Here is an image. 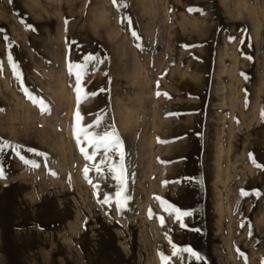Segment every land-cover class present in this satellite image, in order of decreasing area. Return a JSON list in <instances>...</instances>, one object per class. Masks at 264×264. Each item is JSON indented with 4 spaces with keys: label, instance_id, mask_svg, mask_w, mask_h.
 Here are the masks:
<instances>
[{
    "label": "rangeland",
    "instance_id": "rangeland-1",
    "mask_svg": "<svg viewBox=\"0 0 264 264\" xmlns=\"http://www.w3.org/2000/svg\"><path fill=\"white\" fill-rule=\"evenodd\" d=\"M262 113L264 0H0V264H264Z\"/></svg>",
    "mask_w": 264,
    "mask_h": 264
},
{
    "label": "snow or ice",
    "instance_id": "snow-or-ice-1",
    "mask_svg": "<svg viewBox=\"0 0 264 264\" xmlns=\"http://www.w3.org/2000/svg\"><path fill=\"white\" fill-rule=\"evenodd\" d=\"M117 0H113V4H116ZM191 11V9H190ZM133 36H136V33H132ZM95 58L93 56H89L87 60L84 63H74L69 64V73L75 75L76 78V92H77V99L78 103L80 102L81 96V89H82V82L87 74L88 71V64L92 62ZM13 71L15 73L16 65L12 64ZM19 79V77H18ZM88 94L85 92L84 96L86 97ZM160 95V93H158ZM262 116H264V113H262ZM81 114L79 111L75 114V121H76V127H74V135L77 140L78 145H83L80 148L81 153L84 155L85 159L88 161H95L96 157L100 155L101 153L104 154L105 159L100 160L96 165L94 170L97 173H100L102 171V166L106 165L108 160V154L112 151L117 152L119 159H120V165H119V174L116 173V170L114 167H109L108 171L109 173L113 174V178L119 181V189L115 192L114 197L111 195H105L103 200H100L101 203H111L112 201L115 202L117 205L118 210H120L123 207V204L127 200L126 191L124 189V165H123V152L121 151L122 145L121 141L119 140L118 135L115 133V131L110 130H103V131H95L94 129H99L102 121L97 118V120L88 125H81ZM6 147V145L4 146ZM91 148L92 151L89 153L88 149ZM21 159L24 160L25 164H29L30 162L23 157ZM114 163V162H113ZM32 167H37L38 165L35 163L31 164ZM259 166V165H258ZM90 171L87 167L84 169L85 178H87V174ZM0 178H3V169H0ZM241 195H246V193L242 192ZM173 211L176 213V219L179 220L181 216L189 215L190 213L187 211H180L179 209H173ZM151 215V213H150ZM163 218H161V225L163 226ZM181 227H184L183 224H181ZM171 243V241H170ZM174 252L173 255H177L178 252L176 250V246L172 245ZM182 252H187L191 254L192 256L199 259V256L197 253H195L191 248H182L180 249ZM162 264H167L168 258L165 257L163 254H161Z\"/></svg>",
    "mask_w": 264,
    "mask_h": 264
}]
</instances>
